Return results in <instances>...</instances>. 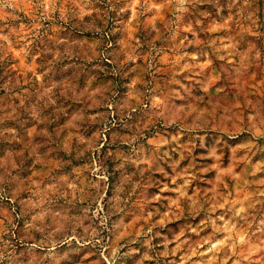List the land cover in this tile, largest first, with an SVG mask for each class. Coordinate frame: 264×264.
<instances>
[{"label":"rangeland","instance_id":"obj_1","mask_svg":"<svg viewBox=\"0 0 264 264\" xmlns=\"http://www.w3.org/2000/svg\"><path fill=\"white\" fill-rule=\"evenodd\" d=\"M0 264H264V0H0Z\"/></svg>","mask_w":264,"mask_h":264}]
</instances>
